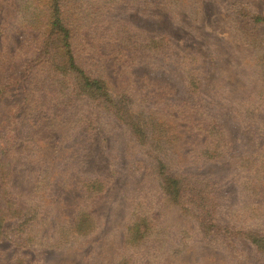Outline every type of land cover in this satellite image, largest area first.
Wrapping results in <instances>:
<instances>
[{"label": "rangeland", "instance_id": "obj_1", "mask_svg": "<svg viewBox=\"0 0 264 264\" xmlns=\"http://www.w3.org/2000/svg\"><path fill=\"white\" fill-rule=\"evenodd\" d=\"M53 3L0 0V160H10L21 207L32 203L37 214L24 237L0 241V261L264 264L245 236L264 231V193L250 190L263 180L264 23L253 18L264 16V0H58L86 71L105 75L112 98L151 125L156 138L143 140L115 108L90 99L70 107L53 95L40 64ZM34 79L40 89L31 91ZM216 138L224 154L210 160ZM164 154L187 182H216L215 223L245 227L235 248L204 230L194 202L169 200ZM252 155L256 165L244 169L241 159ZM2 163L0 213L9 205Z\"/></svg>", "mask_w": 264, "mask_h": 264}, {"label": "trees", "instance_id": "obj_2", "mask_svg": "<svg viewBox=\"0 0 264 264\" xmlns=\"http://www.w3.org/2000/svg\"><path fill=\"white\" fill-rule=\"evenodd\" d=\"M52 7V13L47 20V26L49 29L46 33L50 38L49 42L47 41L46 43V47L43 49L44 55L40 56L42 59L40 64L42 63L45 70L47 69L45 73H48L50 76L49 78L51 81H53L52 88L54 89L53 91L51 89V91L53 92L55 98L58 101L59 98L63 99L62 102L65 105H70V107L74 105L73 103L75 102H80L84 99H90L98 102V105L101 107L104 106L108 109L115 108V113H117L119 120L128 126V128H130L132 133L136 135L137 139L143 140L145 137H149V134L156 138L155 133L150 129L151 125H147L145 122L142 123L138 118L136 120L134 118L135 115L130 114L132 109L129 107V103L124 100H115L112 98L110 94V88L107 83V77L105 75H101V77H94L86 71L79 59V49L75 47L76 34L67 23L68 21L63 19L58 0H54ZM253 19L256 23H264L263 15H256ZM52 37L53 39L51 40ZM48 44L51 49L48 48ZM131 54H133V52H131ZM50 68L52 69L49 70ZM190 70L191 71H189V74L194 75L195 71L193 69ZM43 72H37L36 74L40 75ZM193 78L190 80V83L194 82L196 84L197 82L195 77ZM32 82H38V85L36 86L38 89L35 88L31 91L39 90L40 79H34ZM32 82H30L29 85H31ZM44 88L45 87H43L42 90H44ZM83 105L86 106L87 103ZM152 125L155 126L156 129L159 128L156 126V124ZM215 135L216 134H214V137ZM161 140L162 137H159V139L156 141L157 147L158 144L162 143ZM223 147L224 145H222L219 142V139L216 138L215 141H213L212 146L206 147L205 154H207V157L210 160L217 159L224 154ZM164 157L166 158L165 154L163 155V158L158 157V166L160 170L162 187L169 200L178 204H183L187 201L194 202L200 209L199 216L201 218L202 224H204V230L209 232L213 239L223 238L224 244L227 246H230L231 244L232 246L230 247L235 248V241H237L238 237L240 238V236L247 232L245 236L254 243L257 249L264 252L263 230L249 229L243 232L244 230L240 229H244L245 227H233L231 225L219 226L215 223L220 207V194L218 189L215 187L216 182L209 181L205 184L204 181L199 180L187 182L188 175L173 173L168 161ZM0 161L3 162V175L6 178L5 186L6 194L8 195L7 202L9 203L8 208L0 213V241L5 238H11L15 241H18L21 235L23 237L25 236L22 232L35 225L37 214H34V210H32V203L21 207L19 199L13 194V189L10 184L12 178V165L10 160ZM241 162L244 164V169L245 166L248 168H253V166H255L257 163V158H255L254 155H252L251 159L246 156L245 158L241 159ZM259 168H262L261 171ZM256 170L260 171V175H264V164L263 166H259ZM262 175L261 177L263 180L256 181V183L253 184V187L251 189L249 188L253 192L252 195L257 197L263 195L264 193V176ZM260 204L261 201H259L258 198L253 199L254 207H257ZM140 216L141 215H135L136 223L149 220L147 217ZM27 222L33 224H31L29 227H25ZM139 225L140 229H137V231L134 232V236L136 238H138V235L141 234V228L143 227L141 224ZM4 262L5 261L0 264H4ZM5 264L10 263L5 262Z\"/></svg>", "mask_w": 264, "mask_h": 264}]
</instances>
